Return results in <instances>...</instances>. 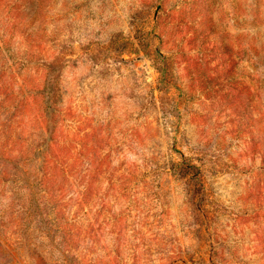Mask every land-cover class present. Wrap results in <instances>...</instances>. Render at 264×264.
Instances as JSON below:
<instances>
[{"label": "rangeland", "instance_id": "rangeland-1", "mask_svg": "<svg viewBox=\"0 0 264 264\" xmlns=\"http://www.w3.org/2000/svg\"><path fill=\"white\" fill-rule=\"evenodd\" d=\"M0 264H264V0H0Z\"/></svg>", "mask_w": 264, "mask_h": 264}]
</instances>
